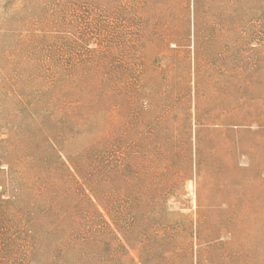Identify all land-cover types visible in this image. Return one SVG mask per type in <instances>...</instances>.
Returning <instances> with one entry per match:
<instances>
[{
	"label": "rangeland",
	"instance_id": "obj_1",
	"mask_svg": "<svg viewBox=\"0 0 264 264\" xmlns=\"http://www.w3.org/2000/svg\"><path fill=\"white\" fill-rule=\"evenodd\" d=\"M0 264H264V0H0Z\"/></svg>",
	"mask_w": 264,
	"mask_h": 264
}]
</instances>
